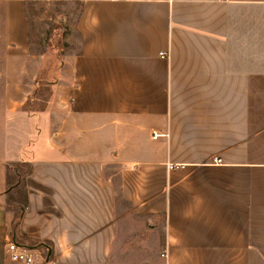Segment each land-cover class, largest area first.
<instances>
[{"label":"crops","instance_id":"crops-1","mask_svg":"<svg viewBox=\"0 0 264 264\" xmlns=\"http://www.w3.org/2000/svg\"><path fill=\"white\" fill-rule=\"evenodd\" d=\"M26 1L4 11L14 59L33 56ZM47 1L76 9L80 46L0 193V264L8 242L36 264H149L122 240L134 217L160 224L159 264H264V0Z\"/></svg>","mask_w":264,"mask_h":264},{"label":"rangeland","instance_id":"rangeland-1","mask_svg":"<svg viewBox=\"0 0 264 264\" xmlns=\"http://www.w3.org/2000/svg\"><path fill=\"white\" fill-rule=\"evenodd\" d=\"M6 3L0 1V193L12 186L8 179L23 171L13 163L19 149L26 152L35 133L51 128V119L38 120L32 113L42 111L45 103L55 99L52 85L59 83L61 71L65 75L80 46L74 29L76 9L59 2L38 1L24 4L33 56L14 59L7 53L4 39ZM115 182L118 183L117 177ZM125 209L119 205L122 217ZM142 224L135 217L131 226L128 224L132 233L122 238L126 250H130L128 254L134 262L159 264L163 262L162 228L160 224L153 228Z\"/></svg>","mask_w":264,"mask_h":264},{"label":"built area","instance_id":"built-area-1","mask_svg":"<svg viewBox=\"0 0 264 264\" xmlns=\"http://www.w3.org/2000/svg\"><path fill=\"white\" fill-rule=\"evenodd\" d=\"M0 1H7V0H0ZM221 1V0H217ZM164 56L163 54H161ZM213 163L219 164L221 163V160H219L217 157L213 158ZM172 167V166H170ZM5 256L7 259L15 264H36V256L30 250L29 248L19 245L15 242H8L5 246ZM162 258L167 257L166 252H162L161 254Z\"/></svg>","mask_w":264,"mask_h":264},{"label":"trees","instance_id":"trees-1","mask_svg":"<svg viewBox=\"0 0 264 264\" xmlns=\"http://www.w3.org/2000/svg\"><path fill=\"white\" fill-rule=\"evenodd\" d=\"M38 1H43V2H47L48 4H49V2L50 1H47V0H33V1H31V0H27L26 2H25V4H26V6H28V5H31V4H34L35 2H38ZM25 6V7H26ZM25 12H26V8H25ZM25 175V171L23 170L22 172H18V174H16V179H15V182H9V185L11 184V185H13L14 183H16L20 178H22L23 176ZM5 207H6V209L7 210H10V211H12L13 212V218H14V221L16 222L18 219H19V216L22 214V212H23V209H22V207H20V206H16V205H14V204H12V203H10V202H8V201H6L5 202Z\"/></svg>","mask_w":264,"mask_h":264}]
</instances>
